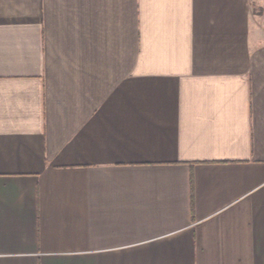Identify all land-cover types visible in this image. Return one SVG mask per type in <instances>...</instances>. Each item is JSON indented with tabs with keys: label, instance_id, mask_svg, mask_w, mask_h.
<instances>
[{
	"label": "crops",
	"instance_id": "obj_1",
	"mask_svg": "<svg viewBox=\"0 0 264 264\" xmlns=\"http://www.w3.org/2000/svg\"><path fill=\"white\" fill-rule=\"evenodd\" d=\"M0 264H264V0H0Z\"/></svg>",
	"mask_w": 264,
	"mask_h": 264
}]
</instances>
